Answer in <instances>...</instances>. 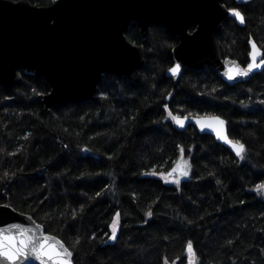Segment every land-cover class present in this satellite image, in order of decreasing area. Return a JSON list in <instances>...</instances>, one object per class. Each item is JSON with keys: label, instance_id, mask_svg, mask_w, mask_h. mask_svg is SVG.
<instances>
[{"label": "trees", "instance_id": "obj_1", "mask_svg": "<svg viewBox=\"0 0 264 264\" xmlns=\"http://www.w3.org/2000/svg\"><path fill=\"white\" fill-rule=\"evenodd\" d=\"M224 4L245 23L226 17L217 43L244 65L249 39L264 53V0ZM125 35L144 47L137 83L105 73L91 99L48 109L49 85L34 73L0 85V204L59 237L72 264H189V241L194 264H264V192L255 190L264 182V69L230 85L210 67L184 68L174 82L166 71L176 34L151 24L141 38L131 23ZM166 104L174 115L223 117L245 159L192 125L178 128ZM181 148L191 170L179 185L144 174L167 172Z\"/></svg>", "mask_w": 264, "mask_h": 264}, {"label": "water", "instance_id": "obj_2", "mask_svg": "<svg viewBox=\"0 0 264 264\" xmlns=\"http://www.w3.org/2000/svg\"><path fill=\"white\" fill-rule=\"evenodd\" d=\"M228 9L224 0H56L47 6L34 5L27 0H0V85H17L23 80L20 70L32 72L49 85V91L42 96V103L48 109L59 103L91 99L105 73L124 76L137 83L144 64V47L127 39L125 34L131 23L138 26L141 38L146 36L151 24L163 26L178 36L177 44L171 49L173 64L170 67L177 62L181 63L182 70L202 72L210 67L230 85L247 81L263 69L235 80H229L226 73L229 65L246 68L252 62L255 41H248V61L244 65L234 58L223 57L217 43L222 22L231 15ZM256 46L259 50L256 62L259 63L264 53ZM169 68L166 75L177 82L180 74L173 76ZM180 116L188 120L183 128L174 123L178 128L192 125L199 133L213 136L236 156L212 128H201L195 122L219 117L225 121L224 130L232 139L223 117L216 114ZM12 209L0 207V227L13 223L25 228L38 226V235L63 242L46 232L30 214ZM187 259L189 262L188 253ZM191 259L194 262V257ZM0 264H8V261L0 259ZM19 264H49V261L30 256L21 259Z\"/></svg>", "mask_w": 264, "mask_h": 264}, {"label": "snow or ice", "instance_id": "obj_3", "mask_svg": "<svg viewBox=\"0 0 264 264\" xmlns=\"http://www.w3.org/2000/svg\"><path fill=\"white\" fill-rule=\"evenodd\" d=\"M53 3H56V0H53ZM228 11L241 24L245 23V15L239 9L230 8ZM252 48V62L248 63L246 68H240L238 66L232 67L229 65V70L226 73L229 80H235L237 77H247L254 70L264 69V59L260 60L259 63L256 62L259 50L254 42L252 43ZM181 71L182 65L179 62L169 68V72L173 76L179 75ZM213 91H215V89H213ZM164 108L167 111V118H170L173 123L181 128L185 126L188 117L185 116L182 118L180 115H174L167 104L164 105ZM195 122L199 124L201 128H212L216 132L217 137L227 143L238 158L241 160L245 159V153L247 151L245 144L238 140L233 141L227 136L223 127L225 125L224 120L219 117H206L205 119H197ZM181 154H183V148H181ZM190 168L191 165L187 161L181 159V161H179L167 174L157 173L155 170L151 173L144 174L161 175L164 176L166 180L170 179V182L179 185L182 177L189 176ZM7 175L8 173H5V176ZM217 183H219V181H217ZM255 190L257 192H264V182L257 184ZM97 195H99V193ZM0 207L8 209L10 205H3ZM12 211H15V209H12ZM119 215V213L116 214L110 226L111 234L108 238L113 241L117 239ZM146 215L151 217V210H149ZM38 233V226L36 228H25L20 224L13 223L6 227H0V259L7 260L8 264H19L21 259L35 256L46 258L49 264H71L70 257L72 256V252L64 246L63 242L56 241L48 235L40 236ZM76 243H79L78 239ZM186 251L189 254V264H194L191 257L195 256V250L191 241L187 243ZM165 264H167V260H165Z\"/></svg>", "mask_w": 264, "mask_h": 264}, {"label": "rangeland", "instance_id": "obj_4", "mask_svg": "<svg viewBox=\"0 0 264 264\" xmlns=\"http://www.w3.org/2000/svg\"><path fill=\"white\" fill-rule=\"evenodd\" d=\"M181 159H183L184 161H187V162L190 164V159H189V157H188L187 155H184V153L181 154V152H180L179 155H178V157L176 158V160H175L173 166H172L167 172H164L163 174H167L169 171H171V169H172L173 167H175V166L177 165V163H178L179 161H181ZM190 165H191V164H190ZM190 170H191V168H190ZM189 174H190V172H189ZM157 176L161 177L164 181H166V182H168V183H172V182H170V179H169V180H166V179L164 178V176H161V175H157ZM185 178H187V177H182L181 180H183V179H185ZM172 184H175V183H172ZM175 185H177V184H175Z\"/></svg>", "mask_w": 264, "mask_h": 264}]
</instances>
